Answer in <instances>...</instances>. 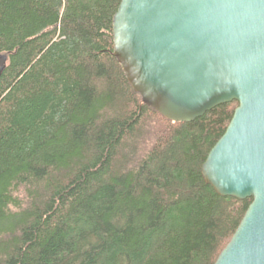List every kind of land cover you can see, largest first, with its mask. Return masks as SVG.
<instances>
[{
  "label": "trees",
  "instance_id": "16d2710c",
  "mask_svg": "<svg viewBox=\"0 0 264 264\" xmlns=\"http://www.w3.org/2000/svg\"><path fill=\"white\" fill-rule=\"evenodd\" d=\"M120 0H0V264H214L250 198L201 166L238 103L144 105L112 55Z\"/></svg>",
  "mask_w": 264,
  "mask_h": 264
},
{
  "label": "water",
  "instance_id": "95a60500",
  "mask_svg": "<svg viewBox=\"0 0 264 264\" xmlns=\"http://www.w3.org/2000/svg\"><path fill=\"white\" fill-rule=\"evenodd\" d=\"M112 42L132 90L168 120L238 103L201 174L251 203L214 264H264V0H120Z\"/></svg>",
  "mask_w": 264,
  "mask_h": 264
}]
</instances>
